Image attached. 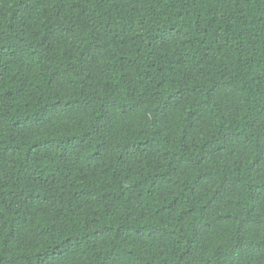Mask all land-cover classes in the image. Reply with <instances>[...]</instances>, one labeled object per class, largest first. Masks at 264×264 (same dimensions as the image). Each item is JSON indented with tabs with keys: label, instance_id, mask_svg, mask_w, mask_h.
<instances>
[{
	"label": "trees",
	"instance_id": "trees-1",
	"mask_svg": "<svg viewBox=\"0 0 264 264\" xmlns=\"http://www.w3.org/2000/svg\"><path fill=\"white\" fill-rule=\"evenodd\" d=\"M0 264H264V0H0Z\"/></svg>",
	"mask_w": 264,
	"mask_h": 264
}]
</instances>
